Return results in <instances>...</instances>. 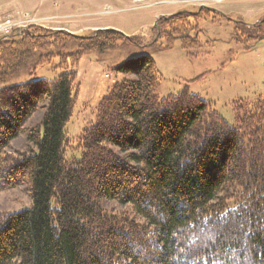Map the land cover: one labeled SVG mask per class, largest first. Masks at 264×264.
<instances>
[{
    "label": "trees",
    "instance_id": "trees-1",
    "mask_svg": "<svg viewBox=\"0 0 264 264\" xmlns=\"http://www.w3.org/2000/svg\"><path fill=\"white\" fill-rule=\"evenodd\" d=\"M213 14L161 17L147 47L115 30L29 27L0 39V193L26 186L33 203L0 212V264H264V97L234 103L231 126L188 90L160 99L157 66L143 54L113 69L133 79L99 102L81 158L66 159L86 55L164 52L177 40L198 50V23ZM234 41H264V19L236 23ZM55 59L57 80L12 84ZM39 109L29 150L9 152Z\"/></svg>",
    "mask_w": 264,
    "mask_h": 264
},
{
    "label": "rangeland",
    "instance_id": "rangeland-1",
    "mask_svg": "<svg viewBox=\"0 0 264 264\" xmlns=\"http://www.w3.org/2000/svg\"><path fill=\"white\" fill-rule=\"evenodd\" d=\"M47 1L44 0L42 10L36 8L35 12H28L33 6L32 0H0V24L26 22L27 29L65 31L81 37L92 36L99 30H115L127 37L141 36L147 47L154 39V27L161 17L179 12L198 13L205 7L216 9L218 13L199 21L197 33L202 47L198 50L187 52L177 40L164 52L113 49L104 54L86 55L76 69L79 94L74 115L66 127V134L73 141L66 153L67 160L81 158L78 139L84 128L95 122L99 102L109 95L116 83L133 79L113 69L143 54L150 55L157 66L160 99L188 90L191 95L211 103L213 111L231 126L236 124L234 103H255L264 97V41L252 47L237 45L234 41L236 23L254 26L264 19V0ZM46 3L54 8L52 15L48 14ZM58 67L59 60L55 59L51 65L39 68L33 77L22 76L12 84L57 80L62 74ZM42 114L41 109L34 114L26 125L27 132L12 142L9 152L29 150L28 130L39 125ZM32 205L26 186L0 193V212L17 213L31 209ZM106 208L117 210L113 203Z\"/></svg>",
    "mask_w": 264,
    "mask_h": 264
},
{
    "label": "built area",
    "instance_id": "built-area-1",
    "mask_svg": "<svg viewBox=\"0 0 264 264\" xmlns=\"http://www.w3.org/2000/svg\"><path fill=\"white\" fill-rule=\"evenodd\" d=\"M26 24V25H25ZM20 24L15 22H3L0 24V39L8 38L15 32H20L27 29V23Z\"/></svg>",
    "mask_w": 264,
    "mask_h": 264
},
{
    "label": "crops",
    "instance_id": "crops-1",
    "mask_svg": "<svg viewBox=\"0 0 264 264\" xmlns=\"http://www.w3.org/2000/svg\"><path fill=\"white\" fill-rule=\"evenodd\" d=\"M48 1H47V3H48ZM47 3H46V6L48 7V14L49 15H52L54 13V8L51 7V6H49V4L47 5ZM43 4H44V0H32V5L33 6L31 8H28L29 9L28 12H35L36 11L35 10L36 8L37 9L40 8L42 10V8L44 6Z\"/></svg>",
    "mask_w": 264,
    "mask_h": 264
},
{
    "label": "water",
    "instance_id": "water-1",
    "mask_svg": "<svg viewBox=\"0 0 264 264\" xmlns=\"http://www.w3.org/2000/svg\"><path fill=\"white\" fill-rule=\"evenodd\" d=\"M206 9L210 10L211 12H217L216 9L213 8H209V7H205ZM179 13H185V12H179ZM157 24V23H156Z\"/></svg>",
    "mask_w": 264,
    "mask_h": 264
}]
</instances>
